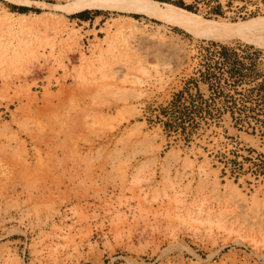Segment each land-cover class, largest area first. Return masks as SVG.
Segmentation results:
<instances>
[{
	"label": "rangeland",
	"instance_id": "374dc122",
	"mask_svg": "<svg viewBox=\"0 0 264 264\" xmlns=\"http://www.w3.org/2000/svg\"><path fill=\"white\" fill-rule=\"evenodd\" d=\"M76 1L0 0V264H264V139L224 117L185 144L152 122L202 41L264 51V33L202 39ZM180 1L264 23V0L203 1L218 17Z\"/></svg>",
	"mask_w": 264,
	"mask_h": 264
},
{
	"label": "trees",
	"instance_id": "16d2710c",
	"mask_svg": "<svg viewBox=\"0 0 264 264\" xmlns=\"http://www.w3.org/2000/svg\"><path fill=\"white\" fill-rule=\"evenodd\" d=\"M158 1L194 14L199 8V2ZM203 4L207 9L205 16L224 14L218 2ZM8 7L21 13L28 10L15 5ZM86 14L83 11L72 18L86 21ZM131 16L138 18L139 15ZM202 43L205 45H200L199 61L192 76L166 106L153 110L152 122L159 124L163 131L176 134L185 144L203 126L219 127L224 117L230 119L235 130L264 139V51L239 43L234 46L214 40ZM253 165L258 169L264 167L261 161Z\"/></svg>",
	"mask_w": 264,
	"mask_h": 264
},
{
	"label": "bare ground",
	"instance_id": "6f19581e",
	"mask_svg": "<svg viewBox=\"0 0 264 264\" xmlns=\"http://www.w3.org/2000/svg\"><path fill=\"white\" fill-rule=\"evenodd\" d=\"M6 1L21 3L22 0ZM74 9L76 12L84 9L132 11L169 21L202 39L230 40L242 36L257 37L264 33V23L253 21L246 26H223L172 6L161 8L150 0H77Z\"/></svg>",
	"mask_w": 264,
	"mask_h": 264
}]
</instances>
